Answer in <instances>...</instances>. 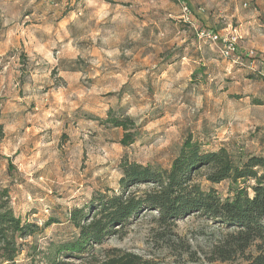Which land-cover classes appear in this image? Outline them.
Returning a JSON list of instances; mask_svg holds the SVG:
<instances>
[{
    "label": "rangeland",
    "instance_id": "rangeland-1",
    "mask_svg": "<svg viewBox=\"0 0 264 264\" xmlns=\"http://www.w3.org/2000/svg\"><path fill=\"white\" fill-rule=\"evenodd\" d=\"M93 2L110 6L103 20L92 17L87 0H0V188L14 214L39 227L23 241L18 264H29L26 254L44 264L55 245L75 237L69 212L96 192L118 191L124 155L167 168L191 133L203 150L264 158V83L199 38L235 34L233 57L246 64L252 50L263 60L240 16L252 0ZM109 109L139 126L128 147L119 144V128L100 123ZM226 186L215 189L225 195ZM155 217L140 213L95 252L115 247L164 264H245L209 261L225 234L220 224L186 216L175 221L170 242L161 240ZM49 219L55 222L44 226Z\"/></svg>",
    "mask_w": 264,
    "mask_h": 264
},
{
    "label": "trees",
    "instance_id": "trees-1",
    "mask_svg": "<svg viewBox=\"0 0 264 264\" xmlns=\"http://www.w3.org/2000/svg\"><path fill=\"white\" fill-rule=\"evenodd\" d=\"M233 64L264 83L257 70H249L239 61ZM100 123L122 131L119 144L124 148L138 135L139 126L132 118L111 109ZM119 169L118 191L96 192L87 206L73 208L68 221L77 231L75 237L55 245L44 264H164L115 247L95 252V247L122 236L140 213L148 211L156 214L161 240L175 236L171 231L175 221L198 216L225 230L209 252L210 262L241 259L245 264H264L263 157H234L223 147L206 151L188 133L167 168L143 165L124 155ZM223 182L227 183L225 195L215 189ZM140 185L146 188L131 191ZM54 222L49 219L44 226ZM38 230L37 225L14 214L8 190L0 188V264H18L23 241ZM182 251L193 254L186 247ZM26 256L29 264L37 263L33 255Z\"/></svg>",
    "mask_w": 264,
    "mask_h": 264
},
{
    "label": "built area",
    "instance_id": "built-area-1",
    "mask_svg": "<svg viewBox=\"0 0 264 264\" xmlns=\"http://www.w3.org/2000/svg\"><path fill=\"white\" fill-rule=\"evenodd\" d=\"M199 38L202 41H208L211 44L217 45L219 55L226 60H232V62H238L240 60L239 57H233L235 52V46L237 42V36L235 34L229 33V35L225 37H219L216 33H200ZM247 58L250 60L249 62L242 64L246 65L249 70L255 71L257 70L260 75L264 78V59L257 60L255 57L254 51L250 50L247 53ZM252 59V60H251Z\"/></svg>",
    "mask_w": 264,
    "mask_h": 264
},
{
    "label": "crops",
    "instance_id": "crops-1",
    "mask_svg": "<svg viewBox=\"0 0 264 264\" xmlns=\"http://www.w3.org/2000/svg\"><path fill=\"white\" fill-rule=\"evenodd\" d=\"M252 1L251 4L249 3L251 8L248 11L240 8L242 25L246 32L249 33L250 31V37L254 40V45L264 52V0ZM243 6L245 7L246 4L244 3Z\"/></svg>",
    "mask_w": 264,
    "mask_h": 264
},
{
    "label": "clouds",
    "instance_id": "clouds-1",
    "mask_svg": "<svg viewBox=\"0 0 264 264\" xmlns=\"http://www.w3.org/2000/svg\"><path fill=\"white\" fill-rule=\"evenodd\" d=\"M87 7L90 9H96L95 12L92 13L93 18H98L99 20H103L104 17L108 16L109 14V5L106 3H100L99 5L97 3H94L93 0H87ZM43 51L42 47H38L36 49V52L40 53ZM109 55H112V53H109ZM46 58H49L46 56ZM35 59V57H33ZM52 63H56L55 60L51 61Z\"/></svg>",
    "mask_w": 264,
    "mask_h": 264
}]
</instances>
